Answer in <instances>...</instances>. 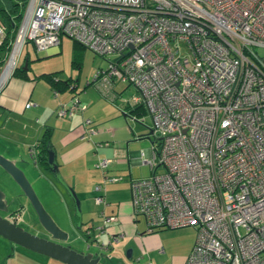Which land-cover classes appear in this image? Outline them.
<instances>
[{
	"label": "built area",
	"instance_id": "obj_1",
	"mask_svg": "<svg viewBox=\"0 0 264 264\" xmlns=\"http://www.w3.org/2000/svg\"><path fill=\"white\" fill-rule=\"evenodd\" d=\"M4 35L0 22V45ZM63 37L114 55L90 83L110 102L116 85L134 88L126 107L151 119L141 161L150 175L129 181L131 214L146 233L192 228L183 264H264V0H26L0 89L24 46L46 52ZM76 111L72 97L55 115ZM28 155L34 161L33 146ZM93 192L104 205L101 185Z\"/></svg>",
	"mask_w": 264,
	"mask_h": 264
},
{
	"label": "crops",
	"instance_id": "obj_2",
	"mask_svg": "<svg viewBox=\"0 0 264 264\" xmlns=\"http://www.w3.org/2000/svg\"><path fill=\"white\" fill-rule=\"evenodd\" d=\"M60 45L56 49L43 52L44 56L57 55ZM24 48L27 49L28 46H24L21 51ZM25 60L28 61L25 72L27 78L10 76L0 89V155L13 161L23 171L31 186H33L31 184L33 181L36 189L42 194L54 195L64 206L67 219H72L75 224H78L77 227L78 230L80 229L83 240L92 243L97 251H108L117 256L121 255L123 249H127L126 251L130 250V262L139 263L144 259L147 261L145 264H183L194 243V231L182 228L159 229L146 233L143 219L133 218L131 214L129 181L141 178H133L130 168L126 171L124 167L129 164L142 165V159L150 154L152 140L149 148L141 152L129 153L127 149L137 143L136 138L144 137L141 130L135 132V136H132V132L129 131L127 137H117L116 131L104 130L102 132L100 129L102 126L93 120L97 132L95 135L88 136V127L92 128V123L84 127L83 120H90L88 113L93 107L79 102V99L78 103L83 111H76L70 118H57L55 112L58 106L68 105L72 98L70 95L66 100L61 96L72 93L56 92L54 96L51 86L44 80L37 79L42 74L50 73H34L29 59L23 61ZM75 87L77 88V82ZM100 97L106 99L101 95ZM27 103H31V106L26 108ZM92 105L93 103L90 102V106ZM46 128L51 130L50 145L62 183L73 189L79 199L81 213L78 218L74 219L71 214L72 207L63 184L49 171L35 165L28 155L29 148L37 142ZM130 135L135 139L133 140L135 143H130ZM149 137L146 136L150 140ZM100 160H111L103 171L94 167ZM29 161L32 162V166L29 165ZM111 175L116 177L121 175L122 178H113ZM104 177L119 180L107 183L103 182ZM119 182L123 183L119 184ZM6 183L13 185L11 181L10 183L6 181ZM95 185L102 187L104 205H95L93 202ZM13 186L15 188V185ZM15 193L18 196L16 202L19 207L26 211L28 217L32 218L25 198L19 191H14L13 194ZM12 213L8 211V215ZM102 215L115 216L116 221L102 227ZM20 218L21 215L17 220ZM28 225L31 226V223ZM32 226L38 225L34 223ZM83 232H88L87 238ZM135 251L137 255L133 260ZM48 260L51 259L14 246L0 238V264H54L49 263Z\"/></svg>",
	"mask_w": 264,
	"mask_h": 264
},
{
	"label": "rangeland",
	"instance_id": "obj_3",
	"mask_svg": "<svg viewBox=\"0 0 264 264\" xmlns=\"http://www.w3.org/2000/svg\"><path fill=\"white\" fill-rule=\"evenodd\" d=\"M19 5H20V0H0V8L9 10L11 9V7L17 6L16 8L17 11L23 14L24 8L22 10L19 7ZM11 15H14V13H11ZM72 43L73 41H71L69 38L63 37L58 51L59 53L57 55L49 56V57H45L43 52H39L35 54L31 46L27 45L28 48L27 49L24 48L22 51H20V54L16 58V65L19 66V64L21 65L23 63L22 65L23 67L24 66L23 60L29 59L30 66L32 67L34 73L35 72L57 73V77L60 80H66L69 78L74 82L76 81L77 88L75 90V93L72 94L67 93L61 96V98L67 100L71 95V97H75L77 98V100L79 99V102L87 104L88 107H93V109L89 111L88 116L92 123L91 127L95 131L96 128L93 125L94 121L95 122L97 121V123L102 126L100 128L102 132H104V130L113 131V132L116 131L117 137H121V136L127 137V133H129V131L132 132V136H135V132L141 130L144 137L136 138L138 139L135 141L137 143L134 144L136 146L132 145L128 147L127 151L129 153L141 152L143 149L149 148L150 141L153 140V136L150 137L148 136L149 130L151 129V119L147 111L144 108H139L142 111L138 113H129L128 110L127 111L125 110L126 102L130 100V98L137 95L134 88L126 87L125 85H118L116 88V93L118 95L115 93L117 95L116 99L113 102H110L109 100L100 97L99 93L97 92L93 84L88 86L86 85L92 80L94 73L98 69L104 70L107 66V60L114 59L115 56L110 55L109 57L102 59L100 57L95 56L93 53H91L86 49L84 50L80 49L77 50L78 54H76L77 57L79 56V59L76 58L78 60V64H77L78 66L74 68L72 66V60H73L72 57L74 52L72 48L73 45ZM2 67L0 68V72L2 70ZM5 83L3 84V86L5 85ZM43 85L45 86V84ZM90 102L93 103L92 106H90ZM132 136L130 135V141H131L130 143H135L133 142V140L135 139ZM146 136H148L150 140L146 138ZM28 163L30 166H32L31 161H29ZM129 168L133 178L136 177L146 178L149 175V170L145 165L129 164L126 165V167H124L126 171H128ZM157 172L160 173L161 169L158 168ZM0 175L2 177V178L0 177V190L5 194V201L8 203V211L11 213L16 212L21 215L20 220H13L12 218L13 222L16 223V225H18L19 227H21L24 231L30 234L42 236L39 229L37 230L38 226H32V224L34 223L36 224L37 222H36L35 214L32 211L31 207L29 206L30 215L32 216V218L28 217L26 211L22 210V208H20L18 203L16 202L18 200V196L16 195V193L13 194V192L14 191L18 192L19 191L18 188L16 186L14 188L13 186L14 184L10 185L6 183V181L10 183L11 180L5 174H2L0 172ZM111 177L113 178L118 177L120 179L122 178L121 175H118L117 177L111 175ZM121 183L119 182V184ZM31 184L33 185L32 188L34 192L37 194V198L38 200H40V203L44 208L45 212L47 213V215L53 221L55 226L59 230H61L64 234H66L67 239L65 242L62 243L64 246H68L70 249L83 254L91 253V254H99V256L102 255L100 259V262L102 264H145L147 262L144 259L143 261L142 260L139 261V263H136L135 261L130 262L129 259L125 258V252L127 249H123L121 255H117V256L111 254L108 251L105 252L97 251L94 248V246H92V243L83 240V237L80 234V229L78 230L77 227L78 224H75L72 219L71 220L67 219V216L65 215V211H64V206L60 204L58 199L50 193L48 195L42 194L39 190L36 189L33 181H31ZM61 190L64 191L62 188ZM9 193H11V195ZM11 196H13L15 199L13 202H10ZM67 196H69L68 193ZM69 201L72 207L71 214L73 215L74 219L78 218L79 216L74 211V203L73 200L70 198V196H69ZM19 214L18 216H20ZM29 223H31V226L28 225ZM189 229L194 231L192 228ZM136 255L137 253L135 251L132 257L133 260L135 259ZM48 261L49 263L60 264L53 260H48Z\"/></svg>",
	"mask_w": 264,
	"mask_h": 264
},
{
	"label": "water",
	"instance_id": "obj_4",
	"mask_svg": "<svg viewBox=\"0 0 264 264\" xmlns=\"http://www.w3.org/2000/svg\"><path fill=\"white\" fill-rule=\"evenodd\" d=\"M26 66L27 64L25 62L22 67L25 71L27 70ZM151 135L152 131L149 130L148 136ZM47 164L51 175L63 184L55 163L54 152L51 148L48 150ZM0 171L11 180V182L18 188L21 195L28 202L35 214L37 225L41 233L44 234V236L30 234L24 231L21 227L17 226L10 218L7 219L2 216L1 214L8 213V203L5 201V194L0 190L1 239L14 246L49 258L60 264H102L100 262L102 255L99 256V254L79 253L62 244L67 239L66 234L59 230L47 215L23 171L20 170L13 161L0 155ZM64 187L70 198L73 200L75 213L80 217L78 198L73 192V189L67 186ZM9 194L11 195V193ZM10 198V202L15 200L13 196ZM125 258H130V250L126 251Z\"/></svg>",
	"mask_w": 264,
	"mask_h": 264
},
{
	"label": "trees",
	"instance_id": "obj_5",
	"mask_svg": "<svg viewBox=\"0 0 264 264\" xmlns=\"http://www.w3.org/2000/svg\"><path fill=\"white\" fill-rule=\"evenodd\" d=\"M25 1L26 0H20V5L19 7L23 10L24 6H25ZM17 6L11 7V9H4V8H0V22L3 24L4 29H5V35L3 38V41L0 45V68L3 66L6 56L8 54V51L10 49V45L11 42L14 38V35L16 33L17 27L19 25V22L21 20L22 17V13H19L17 11ZM11 13H14V15H11ZM72 48H73V57H72V66L75 68L78 65V60L79 56L77 57L76 54H78L77 50L83 49L84 48L82 46H80L79 44L73 42L72 43ZM77 58V59H76ZM26 62V64H28V61L25 60L24 63ZM27 68V66H26ZM26 71L22 69V65H20L19 67L16 66L15 69L13 70V73L11 76H15L21 79H26ZM57 77V73H50V74H42L40 76H38L37 79H41L44 80L46 83H48L52 90L56 93V92H69V93H75V83L73 80L71 79H66V80H59L56 78ZM92 83H88V85H91ZM118 85H125V84H118ZM115 86L114 91H116L117 86ZM126 87H129L127 85H125ZM125 110L129 111V113H138L141 112L142 110L139 108L136 109H130L128 107H125ZM50 129L46 128L44 129L42 135L40 136V138L37 140V142H35V144L33 145L34 148V161L33 163L35 165L40 166L43 170L45 171H49L48 168V164H47V154H48V150H50V148L52 149L51 145H50ZM152 233V232H151ZM83 235L87 238L88 234L87 232H83Z\"/></svg>",
	"mask_w": 264,
	"mask_h": 264
},
{
	"label": "flooded vegetation",
	"instance_id": "obj_6",
	"mask_svg": "<svg viewBox=\"0 0 264 264\" xmlns=\"http://www.w3.org/2000/svg\"><path fill=\"white\" fill-rule=\"evenodd\" d=\"M1 215H2L3 217L7 218V219L10 218V219L12 220V218L15 216V213H12L10 216L8 215V213L1 214ZM12 215H13V216H12ZM8 216H9V217H8ZM13 220H14V218H13ZM13 220H12V221H13ZM41 235L44 236V234H42V233H41Z\"/></svg>",
	"mask_w": 264,
	"mask_h": 264
},
{
	"label": "bare ground",
	"instance_id": "obj_7",
	"mask_svg": "<svg viewBox=\"0 0 264 264\" xmlns=\"http://www.w3.org/2000/svg\"><path fill=\"white\" fill-rule=\"evenodd\" d=\"M17 66V65H16ZM15 66V67H16ZM10 67V66H9ZM2 81H3V79L2 80H0V84L2 83ZM54 93V92H53ZM77 99V98H76ZM151 130V129H150ZM152 131V130H151ZM15 215H17V213H15ZM18 216V215H17Z\"/></svg>",
	"mask_w": 264,
	"mask_h": 264
}]
</instances>
